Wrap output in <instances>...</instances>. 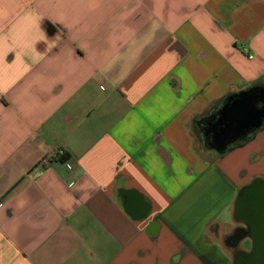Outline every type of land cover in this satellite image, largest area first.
I'll use <instances>...</instances> for the list:
<instances>
[{"label":"crops","instance_id":"obj_1","mask_svg":"<svg viewBox=\"0 0 264 264\" xmlns=\"http://www.w3.org/2000/svg\"><path fill=\"white\" fill-rule=\"evenodd\" d=\"M254 87L264 0H0V264H231L264 123L197 126Z\"/></svg>","mask_w":264,"mask_h":264},{"label":"water","instance_id":"obj_2","mask_svg":"<svg viewBox=\"0 0 264 264\" xmlns=\"http://www.w3.org/2000/svg\"><path fill=\"white\" fill-rule=\"evenodd\" d=\"M262 91H253L246 95H237L222 110L220 118L215 122V145L212 147L218 154H225L250 128L262 125L259 117L264 106ZM255 121L253 124L252 122ZM209 132V133H211ZM234 218L245 226V234L237 240V244L248 237L251 240V251L246 254L243 264H264V180L255 179L243 188L235 200ZM232 264H239L233 260Z\"/></svg>","mask_w":264,"mask_h":264},{"label":"flooded vegetation","instance_id":"obj_3","mask_svg":"<svg viewBox=\"0 0 264 264\" xmlns=\"http://www.w3.org/2000/svg\"><path fill=\"white\" fill-rule=\"evenodd\" d=\"M262 94L264 95V90H262ZM263 100H264V97H263ZM257 118H261L262 122L264 121V106L263 108H261L259 112V117L257 116L256 119ZM252 123L254 124L255 121H253ZM214 124L211 126L210 124L209 126L202 125V127L205 128V132L203 135L206 136V135L212 134L213 142L215 144L216 142L215 133L211 132L213 130ZM208 127L209 129H207ZM243 228H245L243 224L235 223L231 231L228 234H225L222 236L223 243L232 253V262L233 260H237V263L239 264H243L244 260L246 259V254L251 251V240L248 237L243 239L241 243L237 244V240L240 239V237H242L245 234V232L242 230Z\"/></svg>","mask_w":264,"mask_h":264},{"label":"trees","instance_id":"obj_4","mask_svg":"<svg viewBox=\"0 0 264 264\" xmlns=\"http://www.w3.org/2000/svg\"><path fill=\"white\" fill-rule=\"evenodd\" d=\"M262 88L260 87H254L248 91H245V92H242V93H239L240 95H246L247 93H250V92H253V91H257V90H261ZM237 96V94H232V95H228L226 98H224L223 100V103H222V106L220 107L219 110H217L216 112H213L211 114V116H209L207 119L203 120V121H200V124H198L197 126V131L199 133V136H200V140L201 142L203 143V145L209 149H211L215 144L213 142V135L210 134V135H206L204 136V132H205V128L202 127V125H205V126H210L213 125L221 116V112L223 110V108L231 101H233V99H235V97ZM264 123V122H263ZM209 129V127L207 128ZM257 131V129H254V128H251L246 134H244V136L238 140L240 143L242 142H245L247 141L248 139H251L255 132ZM245 137V138H244ZM244 138V139H243Z\"/></svg>","mask_w":264,"mask_h":264},{"label":"built area","instance_id":"obj_5","mask_svg":"<svg viewBox=\"0 0 264 264\" xmlns=\"http://www.w3.org/2000/svg\"><path fill=\"white\" fill-rule=\"evenodd\" d=\"M66 155V151L62 148H52L49 150V152L44 156V158L41 161L42 165H48L50 164L52 161H59L62 158H65ZM68 168L72 169V166L70 164H68Z\"/></svg>","mask_w":264,"mask_h":264},{"label":"rangeland","instance_id":"obj_6","mask_svg":"<svg viewBox=\"0 0 264 264\" xmlns=\"http://www.w3.org/2000/svg\"><path fill=\"white\" fill-rule=\"evenodd\" d=\"M257 179H258V178H257ZM211 233H212V232H209V234H211ZM226 233H227V232H226ZM226 233H225V234H226ZM217 239H219V238L217 237ZM229 252H230V250H229ZM230 253H231V252H230ZM231 255H232V253H231ZM231 264H232V262H231Z\"/></svg>","mask_w":264,"mask_h":264}]
</instances>
